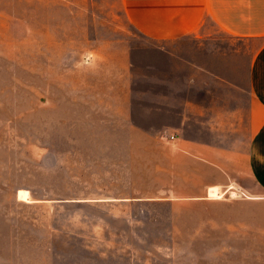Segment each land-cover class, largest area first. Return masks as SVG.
Returning a JSON list of instances; mask_svg holds the SVG:
<instances>
[{"label": "rangeland", "instance_id": "374dc122", "mask_svg": "<svg viewBox=\"0 0 264 264\" xmlns=\"http://www.w3.org/2000/svg\"><path fill=\"white\" fill-rule=\"evenodd\" d=\"M157 46L123 0H0V264H264V202L188 197L146 135L149 79L195 54Z\"/></svg>", "mask_w": 264, "mask_h": 264}, {"label": "crops", "instance_id": "0c3cea01", "mask_svg": "<svg viewBox=\"0 0 264 264\" xmlns=\"http://www.w3.org/2000/svg\"><path fill=\"white\" fill-rule=\"evenodd\" d=\"M123 9L165 54L195 42L194 61H165L147 91L146 135L177 148L171 162L198 180L188 197L220 199L209 196L217 186L264 202V0H123ZM128 63L115 74L132 75ZM114 112L128 122L129 112Z\"/></svg>", "mask_w": 264, "mask_h": 264}, {"label": "bare ground", "instance_id": "6f19581e", "mask_svg": "<svg viewBox=\"0 0 264 264\" xmlns=\"http://www.w3.org/2000/svg\"><path fill=\"white\" fill-rule=\"evenodd\" d=\"M209 195L210 197H214V198H221L222 197V193L219 189V187L214 186V187H210L209 189ZM233 195H235V192H233ZM18 196L20 199L29 200V191L27 189H19L18 190Z\"/></svg>", "mask_w": 264, "mask_h": 264}]
</instances>
